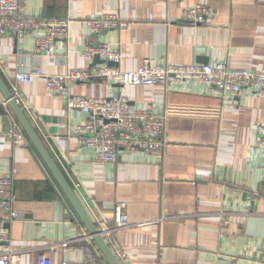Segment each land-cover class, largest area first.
<instances>
[{
    "label": "crops",
    "instance_id": "crops-1",
    "mask_svg": "<svg viewBox=\"0 0 264 264\" xmlns=\"http://www.w3.org/2000/svg\"><path fill=\"white\" fill-rule=\"evenodd\" d=\"M198 3L209 6L213 16L193 25L183 12ZM24 13L70 21L66 38L55 40L52 50L62 59L56 64L35 53L42 30L19 40L7 36L0 39V76L10 91L16 87L22 94L23 113L93 225L112 224L116 203H125L133 226L112 235L118 262L264 264V153L258 133L264 127V90L248 87L238 96L217 98L197 81L163 88L96 79L68 84L52 96L43 78L14 79L16 72L61 75L69 68L88 69L91 63L81 52L98 42L119 52L115 66L123 71L145 62H225L264 75V0H24ZM101 15L129 26L104 29L95 37L83 21ZM112 93L124 96L131 109L167 116L161 161L120 151L115 164L98 163L78 143L75 128L86 118L68 108L67 98ZM3 101L0 94V177H12L14 209L21 215L7 226L9 245L22 264L46 257L51 264L80 261L78 247L61 244L88 232L21 127L23 144L10 137L16 119Z\"/></svg>",
    "mask_w": 264,
    "mask_h": 264
},
{
    "label": "built area",
    "instance_id": "built-area-1",
    "mask_svg": "<svg viewBox=\"0 0 264 264\" xmlns=\"http://www.w3.org/2000/svg\"><path fill=\"white\" fill-rule=\"evenodd\" d=\"M183 16L193 25L206 24L212 18L213 11L209 6L198 3L185 9ZM69 24L70 21L67 19L46 20L26 16L24 0H0V39L11 36L19 40L29 33L42 30L43 37L36 40L34 51L56 64L60 63L62 57L52 52L54 41L66 38ZM83 25L94 35L104 29L124 30L129 23L119 20L114 15H101L84 20ZM96 54L104 63L93 66L92 62ZM81 55L84 60L91 63L90 68H69L61 75H43L40 71L32 74L16 72L14 79L17 82L29 83L35 77L43 78L45 91L52 96L62 93L68 84L87 83L96 79L124 87L161 86L163 88L186 81H197L207 86V93L211 97L217 98L238 96L248 87L264 90L263 74L232 68L225 62L214 65L145 62L135 71H123L115 65H107V62L116 64L121 59V55L112 49L111 44H102L97 49L87 47ZM10 92L23 111L26 106L23 105L22 94L16 87ZM3 105L8 107L6 101H3ZM67 106L71 109H79L84 114L86 118L84 124L75 128L76 138L82 147L94 153L98 163L115 164L120 151H140L156 161L162 160L167 145L165 139L167 116L164 113H156L148 108L131 109L127 99L118 93L105 97L72 96L67 98ZM258 133L261 137L259 147L264 153V127H258ZM21 136L20 125L15 120L10 137L15 143L23 144ZM78 188L79 185L74 184V189ZM14 201L12 177H0V243L4 244L0 251V264H22L19 253L9 245L7 226L21 216L14 209ZM131 226L133 224L127 221L125 203L119 202L114 207L113 223L100 222L97 230L111 250L112 235ZM91 241L93 242L92 236L87 233L63 242L61 244L63 248L75 246L82 253L80 261L63 264H108ZM112 253L117 260L120 255L117 251ZM120 260H122L121 264H131L128 260ZM38 264H51V261L46 257Z\"/></svg>",
    "mask_w": 264,
    "mask_h": 264
},
{
    "label": "water",
    "instance_id": "water-1",
    "mask_svg": "<svg viewBox=\"0 0 264 264\" xmlns=\"http://www.w3.org/2000/svg\"><path fill=\"white\" fill-rule=\"evenodd\" d=\"M105 30L95 34V37H97L99 34L104 33ZM100 43L98 42L97 45H95V49L98 48ZM104 61L100 59L99 55L96 54L93 58V66L103 64ZM108 66H114L115 64L112 62H107ZM0 94L4 101L7 102L8 108L14 115L17 123L20 125L21 129L24 131L25 135L31 142V144L36 149L37 153L47 166L48 170L52 174L53 178L55 179L56 183L60 187L62 193L64 194L65 198L73 208L74 212L80 219V221L83 223L84 227L86 228L89 235L92 236V240L94 241L95 245L97 246L98 250L102 254L103 258L106 260L108 264H119L117 260L115 259L113 253L111 252L110 248L104 241V239L98 234L97 228L93 225V223L90 221L86 211L82 207L81 203L79 202L75 192L70 187L68 182L66 181L65 177L59 170L58 166L50 156L49 152L45 148L44 144L42 143L41 139L37 135L35 129L30 124L29 120L23 113L22 109L16 104L14 99L12 98V94L10 92V89L6 86L4 81L2 80L0 76Z\"/></svg>",
    "mask_w": 264,
    "mask_h": 264
}]
</instances>
